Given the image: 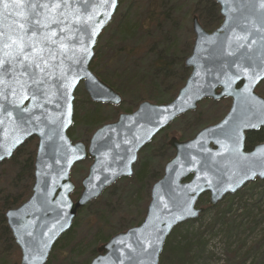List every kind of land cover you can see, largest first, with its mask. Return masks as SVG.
Segmentation results:
<instances>
[{"label":"water","instance_id":"95a60500","mask_svg":"<svg viewBox=\"0 0 264 264\" xmlns=\"http://www.w3.org/2000/svg\"><path fill=\"white\" fill-rule=\"evenodd\" d=\"M213 1L223 21L209 32L193 16L194 44L185 60L191 72L176 96L167 103L142 101L133 112L120 113L115 121L98 127L88 144L73 141L68 134L74 124L77 88L83 84L95 103H123L122 95L90 68L98 40L113 21L120 0H115L114 8L109 7L110 0H89L91 7L76 5L81 15L92 14L93 19L83 26L78 41L69 42L71 50L62 57L61 67L69 78H75L72 87L64 86L67 81L58 78L61 69L57 68V78L46 81L45 95L37 94L36 100L18 104L10 90L5 92L7 100L0 98V120L4 121L0 124V165L28 140H38L32 193L5 213L21 250L20 264H46L79 212L120 179L132 177L140 152L172 122L197 111L205 99L232 102L219 122L203 127L188 140H169L175 154L152 185L143 221L101 244L89 264H160L173 230L205 212L198 205L202 195L209 193V205L215 207L227 195L264 179V143L245 150L246 133L264 130V97L256 92L264 81V0ZM236 37H247V42ZM81 44L88 49L86 55L78 51ZM6 79L11 81V74ZM17 134L20 142L13 145ZM87 159L92 162L74 200L77 185L72 169Z\"/></svg>","mask_w":264,"mask_h":264},{"label":"trees","instance_id":"16d2710c","mask_svg":"<svg viewBox=\"0 0 264 264\" xmlns=\"http://www.w3.org/2000/svg\"><path fill=\"white\" fill-rule=\"evenodd\" d=\"M122 3L125 4L122 13L116 16V18L114 17L104 32L109 29V40L115 45L119 44L117 53H125L126 61H129L131 58L136 59L145 53L148 54L146 57L149 59L148 65L145 66V69L132 73L129 68H124L123 66L115 67V57H110L108 59V66L106 62L105 67L103 66L102 68L104 70L100 71V73H95L120 94L122 93L128 96L135 92L136 96H140L139 101L148 98L155 103H164L166 102L165 96L175 94L173 90H168L169 86L176 88L183 86V81H179L176 85L169 84H171L170 82L172 80L176 79L172 71L176 67V60L181 55V36L190 32V41L192 42L194 39V35L189 30V18L188 16H181L179 14L180 10L175 7L164 10V2L162 0H120V5ZM203 4H210V8L204 7ZM190 9L192 14H197L200 17L202 24L208 31L216 29L221 24L216 22L210 26L206 22L210 14V9L220 11L219 6L213 0H198L196 1V6L192 5ZM98 50L95 49V56L90 65L92 71L96 70L97 60L100 58V52ZM181 65L182 70H184L185 65L183 63ZM88 103H90V107L75 108L73 125L74 129L78 125L86 126L88 131L92 133L104 123L106 112L111 106L91 102L90 100H88ZM228 108L229 106L227 110H229ZM130 110L132 108L128 109V111ZM227 110L226 113L228 112ZM69 132L68 134L72 138V131L70 130ZM157 139L156 136L143 149L142 152L146 158L139 162L133 179L140 182H147L153 175L152 164L154 163L156 152L153 153L151 150ZM36 140L27 141V144L20 147L11 159L3 162L4 165L2 164L3 167H7L8 165L12 167L11 184H13V187L10 186V190L5 191L4 195L3 190L0 189V264H20L21 261V250L15 243L12 232L7 225L5 213L9 209L18 207L32 193L34 154L31 153V150L35 148ZM163 140L160 144V149L163 147L167 148V142L165 139ZM263 140L264 132H254L248 135L247 146L251 147L252 142ZM90 162L91 160L89 159L84 161L83 165L85 166V170H87L86 168H88L87 166H89ZM73 180H76L75 176ZM20 181L22 184L15 189V183ZM11 190H15V194L11 193ZM80 190L81 188L76 189L73 193L72 197L74 200L79 198ZM140 192L142 194V190ZM99 200L100 198L80 211L71 230L65 233L55 244L46 264H88L96 256L98 246L109 240L114 234V231L109 228L111 222L109 220L110 217H106V211L109 212L107 206L105 210L90 212V207L97 204ZM215 207H209L200 216V218L204 219L208 212L213 214L214 218L210 220V227L214 225L218 217L219 207L216 209ZM124 215L128 216L129 214ZM196 222L202 223L198 218L187 221L173 230L166 241L160 264L196 263L200 254L205 250L204 246L207 244V241L202 239L201 234H193L189 237L188 233L184 234L181 231L184 226H192ZM80 225L87 226L89 231L93 232L91 239L86 240V237L79 239L77 233L78 228L81 227Z\"/></svg>","mask_w":264,"mask_h":264},{"label":"rangeland","instance_id":"374dc122","mask_svg":"<svg viewBox=\"0 0 264 264\" xmlns=\"http://www.w3.org/2000/svg\"><path fill=\"white\" fill-rule=\"evenodd\" d=\"M162 1L164 2V10L175 7L176 9L180 10L179 14L181 16H188L189 30H191L192 34L194 35L192 28L194 13H191L190 8L192 5L196 6V1L198 0ZM203 5L204 7H209L210 4ZM124 6V3L120 5L116 16L122 13ZM209 12L210 14L208 15V20L206 22L210 26L212 23H222L223 18L220 16L219 11H216V9H210ZM195 15L198 16L197 14ZM198 18L200 20L199 16ZM200 23L202 24L201 20ZM108 30L106 32L103 31L104 33L99 38V43L95 48L99 49L98 51L100 52V58L97 60L95 67L96 70L93 71L97 73L103 71L104 69L102 68L103 66L105 67L106 62L108 66V59L110 57H115V67L123 66L124 68H129L130 72L132 73L145 69V66L148 65L149 59L146 58L148 54L143 53L136 59L131 58L129 61H126L125 53H117L119 44L115 45L109 40L110 31ZM189 35L190 32H187L181 36V55L180 58L176 60V67L172 71L176 76V79L172 80L170 82L171 84L169 85H176L179 81H183L184 85L191 72V69L185 67V69L182 70L181 67V63L185 65L186 58L192 52L194 39L191 42ZM178 89L179 88L169 86L168 90H173L175 94L165 96L166 102L164 103L171 101L177 94ZM256 92L264 97V81L257 87ZM75 97V108L78 107L81 109L82 107H90V103H88L90 98L84 90L83 84L77 88ZM122 97L123 103L120 106H111L107 110L104 123L115 121L120 113L133 112L138 107V105L144 101H139L140 96H136L135 92L128 96L122 94ZM145 100L153 102L148 98ZM228 102H230V104H228ZM228 106L229 108L231 106L230 99L222 101L206 99L199 104L197 111L189 112L175 120L165 129L163 133L161 131L157 135L158 139L155 141V145L151 150L153 153L156 152V157H154V163L152 164L153 175L150 177V179L147 180V182H140L133 179L134 177L121 179L100 197V200L97 204H94L90 207V212L105 210L107 206L109 208V212L106 211V217H110L109 220H111V222L109 224V228L114 231L113 235L119 232H124L130 227L139 225L145 216L147 205L150 201L152 185L162 177L166 162H168L175 154L173 148H171L168 144L169 140L172 137H177L182 141L192 138L203 127L219 122L226 114ZM130 108H132V110L128 111ZM70 130L73 134V139L71 138L73 141H83L86 144H88L89 139L94 132L93 131L90 133L87 127L83 125H78L75 127V129L73 125ZM34 139L36 138H33L30 141ZM163 139H165L167 142V148L163 147L160 149V144L164 141ZM37 142L38 140L35 142V148L31 150V153L34 154V161ZM26 144L27 142L25 145ZM142 151L139 154L138 163L134 166L135 173L137 171L139 162L146 158ZM2 164L0 165V189L3 190L4 195L5 191L10 190V186L13 187V184H11L12 167L10 165L3 167L4 164ZM83 164L84 161L76 164L72 171V179L74 176L76 177V180L73 181L76 183L77 189L81 188V181L88 171V168L85 170V166ZM21 184V181L15 183V189H17ZM141 190L142 194L140 192ZM10 192L15 194V190H11ZM209 199V193L202 195L199 199L198 205L204 207L205 210H207L209 208ZM225 199L218 204L220 206L217 205L215 207V209L217 207L219 208L217 213L218 217L214 225L210 227V220L214 217L211 212H208L204 219L199 218L202 223L196 222L192 226H184L181 229L182 233H188L189 237L193 234H201L202 239L207 241V244L204 246L205 250L202 252V254H200L196 263L194 264H264V180L249 183L241 191L234 195H228L225 197ZM124 214L129 215L127 216ZM92 233L93 232H90L87 226L82 225L80 228H78L77 234L79 239L86 237V240H89L92 238Z\"/></svg>","mask_w":264,"mask_h":264},{"label":"snow or ice","instance_id":"6c2138e0","mask_svg":"<svg viewBox=\"0 0 264 264\" xmlns=\"http://www.w3.org/2000/svg\"><path fill=\"white\" fill-rule=\"evenodd\" d=\"M76 5L91 7L89 0H0V86L3 89L0 98L7 100L5 92L10 90L18 104L36 100L37 94L45 95L46 81L57 78V68L61 69L58 78L67 81L64 86L74 85L75 78H69L61 67L62 57L71 50L69 42L78 41L83 26L93 19L92 14L81 15ZM109 7H115V0H110ZM91 34L96 35L94 27ZM236 39L247 42V37ZM78 51L86 55L88 49L81 44ZM9 74L11 81L6 79ZM7 115L11 117L12 113ZM12 142L13 145L20 142L18 134L12 137Z\"/></svg>","mask_w":264,"mask_h":264},{"label":"flooded vegetation","instance_id":"af4514ba","mask_svg":"<svg viewBox=\"0 0 264 264\" xmlns=\"http://www.w3.org/2000/svg\"><path fill=\"white\" fill-rule=\"evenodd\" d=\"M262 82H263V81H262ZM262 82H261V83H262ZM261 83H260V84H261ZM260 84H259V85H260ZM259 85H258V86H259ZM254 132H264V130H263V129H260V130H258V131H251V132H247V133H246V143H245V150H246V151H250V150H251L255 145H257V144L264 143V140H263V141H254V142H252L251 147H248V146H247V137H248L249 134H252V133H254Z\"/></svg>","mask_w":264,"mask_h":264}]
</instances>
